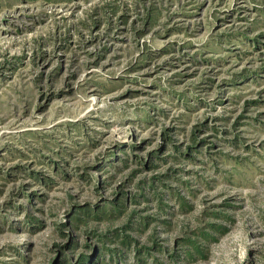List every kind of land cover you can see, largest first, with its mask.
I'll list each match as a JSON object with an SVG mask.
<instances>
[{
    "label": "rangeland",
    "instance_id": "374dc122",
    "mask_svg": "<svg viewBox=\"0 0 264 264\" xmlns=\"http://www.w3.org/2000/svg\"><path fill=\"white\" fill-rule=\"evenodd\" d=\"M0 264H264V0H0Z\"/></svg>",
    "mask_w": 264,
    "mask_h": 264
}]
</instances>
